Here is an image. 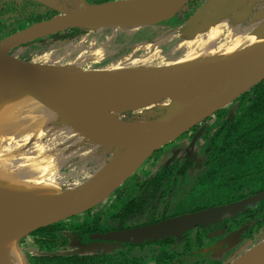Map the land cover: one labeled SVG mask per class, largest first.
<instances>
[{"label":"bare ground","instance_id":"1","mask_svg":"<svg viewBox=\"0 0 264 264\" xmlns=\"http://www.w3.org/2000/svg\"><path fill=\"white\" fill-rule=\"evenodd\" d=\"M69 1L84 5L83 0ZM185 1L156 0L122 7L81 26L97 33L106 28L113 29L112 33H137L174 14ZM263 42L255 37L243 49L239 36L213 29L188 40L171 34L164 43L170 46L163 55L167 60L156 66L152 64L153 51L128 54L91 72H78L76 66L68 64L76 69L72 82L59 80L64 71L31 69L32 77L57 85L68 94L66 107L22 89L0 90V264H27L18 248L20 238L93 208L109 186L140 162L146 148L161 142L156 123L146 126L136 119L121 121L122 115L156 103L163 96L186 102L208 83L196 79L199 71L223 72ZM88 88L92 90L88 92ZM49 143L66 145L67 151H78V156L112 145L131 149L82 185L67 188L61 178L63 161L59 152L47 147ZM233 264H264V245L247 251Z\"/></svg>","mask_w":264,"mask_h":264},{"label":"flooded vegetation","instance_id":"2","mask_svg":"<svg viewBox=\"0 0 264 264\" xmlns=\"http://www.w3.org/2000/svg\"><path fill=\"white\" fill-rule=\"evenodd\" d=\"M202 1L203 0H193V2H190L189 8H187L189 11L185 12V15L183 14L177 15L174 21L178 20L179 22H181V25H183L185 21L191 17L192 13L196 11V8L200 5ZM41 14L44 15L41 17L40 16ZM38 15L40 16L39 20L35 19V17ZM57 15H59V13L55 12L53 9L51 10L49 7H46L44 6V4L36 1L2 0L0 1V41L5 39L6 37H9L29 27H32L35 24L44 22L45 20L46 21L50 20L56 17ZM173 19H171V21ZM68 31H70L68 35H70L71 33L73 34V29H69ZM52 36L53 35L44 38L45 40L43 39L36 40L29 44L17 47L16 49L13 50V52L21 50L22 48L24 49L25 47L38 46L39 49L43 45L45 46L47 44L50 45V42L52 43L53 40H55L54 38H59ZM46 42L48 43L45 44ZM53 53H55V51L46 52L42 55H36L35 60L41 61L46 57L52 55L54 56ZM41 56L42 58H40ZM255 87H258L256 89V92L258 93L253 91ZM254 100L255 102H257V106H252L251 103L254 102ZM250 106L252 107L246 108ZM256 116H261L264 118V80L261 81L259 84L255 85L246 93L240 95L238 98H236L231 103H229L226 107L216 111L211 116L207 117L202 122L189 129L188 132H186L185 134L183 133L179 140L170 144L171 146L168 145L167 148H164L163 150L157 152L156 158L152 160L153 164L150 166L149 170H147V173L150 174L147 175L145 178H137L132 183V185H134V188L136 189H134L132 186L129 187L126 186V183L131 178L135 177L136 174H134L126 181L123 189L118 190L117 192L118 195L114 198V200L110 204H107L105 211L103 210L95 211L96 208L95 209L93 208L84 214L74 216L72 219H70V221H68V225L66 229L67 231L64 230L61 236H59V239H57V242H55V246L58 248L57 251H61V252L63 251V253L68 252L69 250H64V249H66V246L69 243L71 245V243L75 241H73L72 239L71 242V240L69 238H66L65 235L73 234L77 237L76 241H78L79 238H82L79 235L82 234V231H80L79 229L75 230V225L83 226L86 225V223H89L91 227L99 226V229H102L103 232H97L95 234H92L91 241L90 242L85 241L87 242L86 244L88 245L87 248L93 247L91 251H88L90 254L94 252H101L99 254H92L91 257H88L85 260L87 263L136 264L129 261L117 260L115 256H118L122 259L125 258L130 259L131 255L137 256L136 254L138 252L140 253L141 250L153 251L154 248L158 249L160 256L161 251L159 250V247L155 244H147L146 241L143 243L144 244L143 246H139L136 248H130V247L120 248L121 246L119 247V245H122L120 243L109 242L101 239H94V236L98 234L105 235L110 232L130 230L151 224H157L166 221L168 219L179 217L185 214L196 213L214 207L228 205L244 200L241 199L239 201L230 202L221 199L218 200L215 203L216 205L214 206L201 210H196L197 205L200 204L198 203L199 201H196L198 198L197 194L202 190L201 189L202 184L199 183L198 185H195L194 183H195V178H205L204 174H205V164L208 158V153H207L209 148L208 145H210L213 139H215V135H217L218 133H225V132H230L229 136L238 135L239 138L242 139L236 141L235 136L231 138L235 144L231 147V149H228V153L225 157L233 156L237 151H241V150H243V154L239 152V155H237L236 158L234 157L235 158L234 160H230V161L228 160L232 157L227 159L223 157L221 159V162L215 165L213 169L212 178H220L219 172H220V168H223V163L226 162L229 168L231 169L230 167L232 166L231 162L235 161L238 163L236 164L235 170L237 169L240 174L232 173V176L231 177L227 176V178H240L239 176L238 177L235 176V175H240L242 178H262L264 180V146L262 145L254 146V148L252 146L253 142H257V141L260 142L259 138L257 137L258 126H253L254 124L253 118H255ZM262 137H264V134ZM261 142L264 143V140L261 139ZM246 157H248V159H246ZM184 168H186L184 172L179 174ZM162 172L167 173L168 176H166V178H185L183 180H186V178H188L192 182L194 188L196 187L195 188L196 193L193 192L194 195H191L190 197L191 201H189L188 203L190 205L188 210L182 209L176 212L175 210H172L170 207L171 204L170 201L175 191L174 188L176 187V185H174L175 183L173 184L174 186L172 185L173 190H168V193L165 194L167 196H165V198L163 199L156 198L157 194H153L152 197L145 200L140 198L141 195L151 196L150 191L141 192V190L138 189L140 187V184L146 182L149 179L155 178L158 175V173H162ZM260 189L262 190L261 185H258L256 186L255 191L256 190L260 191ZM136 190H138L139 193L137 195H134ZM262 192H264V190ZM262 192H259L257 194H260ZM163 194L164 193L160 192V197ZM160 201L161 203H163V206H165L166 208L163 209L164 212L162 214L158 213L157 217L164 215L166 216L164 219L160 221H155L156 212H157L156 209L158 208L157 205L160 204ZM129 202H131V207L128 206ZM135 208H139V209H135ZM219 223L223 225L226 231L224 230V232L222 231L219 233L215 231L209 234L207 237L208 238L211 237L212 239H214L213 237H215L217 234H226L229 235L228 239L229 237H232V239L231 238L230 239L233 242V244L229 243L230 239L226 241V239L224 240L219 237L217 238L216 242L214 241L209 242V240L206 239L207 237H205L203 240H201L199 244L197 241V236L195 231L197 228L204 229L205 227L198 226L192 229L191 231L185 233V234L189 233L187 237L183 238V236L185 235L183 234L180 237H176L178 238L177 240H173L174 241L173 243L175 244L177 250L179 251V255H176L174 259H169V258L165 259L163 260V262H161V264H186L190 259H193V261L197 259L196 260L197 262L195 264H201L202 259H204L205 257L210 262L208 264H226V258L234 255L233 253L229 255L228 254L229 250L235 249L234 251L236 250L238 251V250H242L243 247H247V246L252 247V243L248 241L250 235L245 233L248 231V229H250V223L246 225L245 224L242 225L243 221L235 220V217H232L226 219L225 221L223 220L220 222L210 224L209 226ZM243 227L245 231L244 235L236 238V235L233 234L232 230H240L243 229ZM73 231H76L77 234H74ZM39 239H41L40 241L41 243L38 244L37 246H39L41 249L40 254H43L47 252L46 248H48L46 244H43L46 238L40 236ZM29 240H30L29 238L25 239L23 241L24 244H27V246H29L28 244L31 241ZM218 242L221 244L223 243L226 246L217 249ZM234 242H237V244H234ZM195 243H198V245H196ZM245 243L246 246H243ZM100 244L102 245L107 244L108 247L103 248L102 250L99 249L95 250L98 248V245ZM125 244H129V243H125ZM192 244H195V246L192 247ZM170 252H172V250H170ZM158 261H160L159 257H158ZM34 263L33 261H31V264Z\"/></svg>","mask_w":264,"mask_h":264},{"label":"water","instance_id":"3","mask_svg":"<svg viewBox=\"0 0 264 264\" xmlns=\"http://www.w3.org/2000/svg\"><path fill=\"white\" fill-rule=\"evenodd\" d=\"M30 1H36L44 4V6L54 8L59 13V15L50 20L35 24L32 27H29L14 35L6 37L5 39L0 41V90L22 89L28 94L34 97L41 98L42 100H47L53 105H60L66 107L68 106L65 103L68 96L67 93H65L57 85L45 82L29 75L27 72L24 71V69L31 67L32 63H27L15 57L13 58L10 53L13 52V50L17 47L29 44L36 40L44 39L48 36L55 35L57 33L65 32L69 29L79 28L85 31L90 30L81 26V24L88 20L100 18L104 16L105 13L107 14L113 10H117L122 7L143 5L150 2H155L156 0H118L99 5H91L86 0H83L84 5L82 7H79L77 4H75V2L71 3L69 0H54V3L52 4L50 2H47L46 0ZM192 1L193 0H187L183 2L168 20H164L160 23L167 22L175 18L177 15L182 14V12L189 8V4ZM57 5L61 6V8H63L64 10ZM203 13L204 12L195 13V16H191L188 20L185 21L183 25L179 27L181 36L183 38H195L198 33L201 32V30L206 28V26H209V23L212 18H215L216 16H221V14H223V10L217 9L214 12L215 14L208 13L207 15ZM258 39L264 40V31L261 32ZM50 63L53 65L57 64L53 63V61ZM39 65L43 64L40 63ZM202 71H199L196 79L204 80L205 82L208 81V83L200 92H198V94H196V96L192 97L186 102L172 101L170 103V106L166 109L167 112L155 122L149 123L148 119H142L138 116L130 118L136 119L148 125L156 123L157 132L161 138V142L155 143L146 148L145 152L141 156L140 162L135 165L134 168H131V171L128 175L122 176L118 179L115 184L109 186L108 189L102 194L100 200L93 207H96L101 202H103L112 192L116 191L126 180L133 176L148 156H151L155 151L161 149L162 147L170 143L172 140L180 137L181 134L188 131L195 125L199 124L216 111L226 107L229 103L238 98L240 95L246 93L255 85L263 81L264 42L255 51H252L241 60L235 61L230 66H227V68L223 70V72H218L219 75H217L218 73H213L209 77H205L208 79H202L199 78ZM65 95L66 98L63 99ZM154 107L155 105H151L150 107L145 108V110L151 108L150 111H152V113H154V111L158 109V111L160 112H163L164 110L163 108ZM131 113L132 112L126 114ZM120 120L126 121L124 119ZM108 147L115 148L118 150L124 149L126 150V153L131 149L129 147ZM126 153L124 155H126ZM263 200L264 192L236 203L218 206L196 213L185 214L157 224H151L130 230L110 232L105 235L98 234L94 236V239H101L120 244H140L146 241H159L168 237H180L198 226L206 228L210 224L220 222L232 217H236L239 214L245 212L247 207L253 206ZM87 211H84L77 215L84 214ZM72 217L74 216L64 218L52 224L41 226L39 228H36L35 230L68 220ZM33 231H31L27 236H29ZM27 236H24L19 239L18 248L23 252L24 256L26 257L27 264H30L25 250L21 246V241ZM261 244L264 245V242L260 243L259 246H261ZM259 246L253 248H257ZM91 250L92 249L90 247H85L80 251H82V253H86ZM236 260L237 258L229 264H233L234 262H236Z\"/></svg>","mask_w":264,"mask_h":264},{"label":"rangeland","instance_id":"4","mask_svg":"<svg viewBox=\"0 0 264 264\" xmlns=\"http://www.w3.org/2000/svg\"><path fill=\"white\" fill-rule=\"evenodd\" d=\"M46 1L50 2L51 4L54 3V0ZM59 7L61 8V6ZM217 9L223 10V14H221V16H216L215 18H212L209 23V26H206V28L201 30V32H199L195 38L204 35L206 32L213 29H223L225 34L227 35L234 33L235 35L239 36V44L241 48L245 49L247 45H249L250 41H252L255 37L258 38L261 32L264 31V0H203L191 16H195V13L200 12H204L203 14L207 15L208 13L215 14L214 12ZM187 11L189 10L186 9L184 12H182V14L185 15V12ZM172 15H170L164 20H168ZM175 18L172 21L169 20L163 23L159 22L158 24L152 27L145 28L137 33H112L113 29L110 28L104 30L103 33L100 32L101 34L99 32L97 33L96 31L94 32L91 30H87L85 31V34L77 38L76 41H63L55 43L52 47L47 46V48H50L47 50L48 52L55 51V53H53L54 56L52 55L46 57L41 61H36L35 56L44 54L43 48L45 47V45H43L39 49L38 46L25 47L24 49L22 48L21 50L11 52L10 55H12L13 58L15 57L27 63H32L31 67L24 69V71L30 75H33L32 71L29 72L31 69H42L45 72H49L50 70L64 71V73L60 76L59 80L62 79L61 81L65 82H72V80L76 78L75 76H73V73L76 72V69L73 67L66 66L68 64L76 66L79 70L78 72H91L96 69L102 68L109 63L119 62L124 59L128 54H143L154 51L155 53L152 60V64L156 66L160 63H164L167 60L163 57V55H165L168 52V49H170V46H164V43L168 40V36H171V34H177L178 40H188L185 37L183 38L181 36L179 30L181 22H179L178 20L174 21ZM251 37L252 40L249 41ZM47 43L48 42H46L45 44ZM93 51L98 52L99 54H87ZM77 54H83L85 56L83 58L72 57L73 55ZM142 54H139V56ZM40 58H42V56ZM52 61L53 63H57L59 65L56 67L55 65L50 63ZM40 63H42L43 65H39ZM209 73V71L203 70L199 78L203 79V77L205 78L209 75ZM95 85L96 83L93 84V86ZM82 89L83 87H81V90ZM87 90H89L88 92H90V90L92 89L88 88ZM172 101V97L170 99V97L168 96H163L161 97V99H159L158 102L148 104L142 108H138L135 112H132L131 114H125L120 119L128 120L131 117L138 116L142 119H148L149 123L155 122L167 112L166 109L170 106V103ZM151 105H155L154 108H163L164 110L163 112H160L158 111V109L155 110L154 113L150 111V109L153 107L145 110V108L150 107ZM141 123L144 124L143 122ZM144 125L148 126V124ZM186 132H184V134ZM180 137L172 140L170 143H168L161 149L155 151L151 156H148L143 162V164L136 171L135 177L131 178L127 183L126 180L116 191L112 192L103 202H101L96 207H93L94 209L96 208L95 211H105L107 204H110L114 200V198L118 195V190H122L125 183L127 187L132 186L134 188V185H132V183L137 178H145L147 175H149L150 173H147V170H149L150 166L153 164L152 160L156 158L157 152L163 150L164 148H167L168 145L179 140ZM65 146L60 145L58 143L47 144V147L49 149H54L60 154L59 158L63 161L61 178L64 181L65 187L67 188L71 185H73L74 187L82 185L84 182L88 181L89 177L98 172L102 167H104V165L112 161V159L116 158L119 155H122L123 153H126V150L124 149L123 151L115 148H109L107 146L108 148H97L90 152L89 155L78 156V151L69 152L67 151L68 147ZM112 146L119 147L118 145ZM120 147L124 146L121 145ZM175 188L176 190L174 191L173 197L170 201L171 209L175 210L176 212L182 209L188 210L190 207L188 203L189 201H191L190 197L191 195H194V186L192 182L187 178L186 180L180 181ZM138 193L139 191L136 190L134 195H137ZM197 195L198 198L196 201L205 203L206 200H209L206 194H204L203 190L200 191ZM23 244L24 242L22 243V245ZM28 245L29 246H27V244H24L22 246L24 250L33 249L32 245ZM259 245L260 243L252 247L247 246L244 247L242 250L238 251H234L235 249L229 250L228 254L231 255L233 253L234 255L226 258V264L231 263L236 258L251 250L253 247ZM107 247V244H100L95 250H102L103 248ZM90 248L93 249V247ZM136 255L137 256L131 255L130 259L125 258L126 260L118 256H115V258L117 260L129 261L136 264H161V261H158L159 251L157 248H154L153 251L141 250L140 253L138 252ZM196 260L193 261V259H190L186 264H195L197 262Z\"/></svg>","mask_w":264,"mask_h":264},{"label":"trees","instance_id":"5","mask_svg":"<svg viewBox=\"0 0 264 264\" xmlns=\"http://www.w3.org/2000/svg\"><path fill=\"white\" fill-rule=\"evenodd\" d=\"M86 1L91 5H99V4H104V3H108L111 1H118V0H86ZM50 9L51 10L53 9L55 12H57L54 8H50ZM43 15L41 14L40 16L42 17ZM40 16L39 15L36 16L35 19L39 20ZM69 32L70 31L67 30L65 32H61V33H57L53 35L52 37H59V38H54L55 39L53 40L54 43L50 42V45L47 44L44 47L45 49L43 48V52L44 53L48 52L47 50L50 48H47V46L52 47L55 43H59L63 41H74V40H77V38H79L80 35L85 34V30H82L79 28L73 29V34L71 33L70 35H68ZM257 88L258 87H255L253 91L256 92ZM251 104L252 106H257V102H255V100ZM252 106L246 107V108H251ZM253 123H254L253 126H258V130H257L258 136L257 137L259 138L260 142L258 141L253 142L252 146L253 148L254 146H260V145L264 146V143L261 142V139L264 140V137H262L264 134V118L261 116H256L255 118H253ZM229 134L230 132L218 133L217 135H215V139H213L212 143L208 145L209 146L208 151H207L208 158L205 164V174H204L205 178H195L194 184L195 185H198L199 183L202 184V188L201 186L200 188L204 191V194H206L209 200H206L205 203L198 202L200 204L197 205L196 210H201V209L214 206L216 205L215 203L221 199H224L225 201L227 200L230 202L239 201L251 195L254 196V194H257L264 190V182H262L264 180L262 178H242L240 175H235L237 177L239 176L240 178H227V176L231 177L232 173L240 174L237 169L235 170L236 164H238L235 161L231 162V165H232L230 166L231 169L229 168L226 162L223 163V168H220V172H219L220 178H212L213 169L215 165L221 162V159L223 157L225 159L232 157L228 160L230 161V160H234L236 156L239 155V152L243 154V150H241V151H237L233 156L225 157L228 153V149H231V147L235 144L231 139L235 135L229 136ZM235 137H236V141L242 140L239 138L238 135H236ZM246 159H248V157H246ZM185 169L186 168H184L179 174L183 173ZM166 176H168L166 172L158 173V175L155 178L149 179L146 182L141 183L138 189H140L141 192L150 191L151 196L141 195L142 197L140 196V198L145 200V199L152 197L153 194H157L156 198L163 199L165 198V196H167L165 194L168 193V190H173L174 185H177L181 180L185 179V178H166ZM253 184L255 187L253 186ZM258 185H261L262 190L260 189V191L259 190L255 191V188ZM195 188H194V193H196ZM174 189L176 190V188ZM160 192L164 193L161 197H160ZM161 201H160V204L157 205L158 208L156 209L157 212H156L155 221H160L164 219L166 216L164 215V216L157 217L158 213L162 214L164 212L163 209L166 208L165 206H163V203H161ZM128 206L131 207V202H129ZM135 209H139V208H135ZM70 219L44 227V228L37 229L33 231L29 236L26 235L27 237H25L21 241V246H23L22 243L25 239L29 238L31 240V241L29 240L30 241L29 244L32 245L33 249L25 250V253L28 257L30 264H31V261H33V263L35 262L34 264H89L85 261L88 257H91L92 254L101 253V252H94L90 254L89 252L82 253V251H80L81 249L88 246L86 243L91 241L92 234H95L97 232H103L102 229H99V226L91 227L89 223H86V225H83V226L75 225V230L79 229L80 231H82V234H79L80 237L82 238H79L78 241H76L77 237L73 234L65 235V237L69 238L71 242H72V239L73 241H75V242H72L71 245L69 242H68L69 244L67 243L68 245L66 246V249L64 250H69L68 252L63 253V251L62 252L57 251L58 248L55 246V242H57V239H59V236H61L63 231L67 229L68 221H70ZM235 220L243 221L242 225L244 224L246 225L250 223V229H248L247 232L244 231L245 226L243 227V229H240V230H232L233 234L236 235V238L243 236L245 232L246 234L250 235L248 241L252 243V246H255L264 241V200L253 206L247 207L245 212L235 217ZM224 230L225 229L221 223L211 225L208 228H204V229L197 228L195 231L196 236H197V241L200 244L201 240H203L209 234L215 231H217L218 233L222 231L224 232ZM73 233L77 234L76 231H73ZM188 234H185L183 238L187 237ZM40 236L41 237L43 236L46 238L43 244H46V246L48 247L46 248L47 252L43 254H40L41 249L39 246H37L38 244L41 243L40 242L41 239H39ZM228 236L229 235H226V234H217L215 237H213L214 239H212L211 237L210 238L207 237L206 239L209 240V242H213V241L216 242L218 237L224 240L226 239V241H228L230 238L232 239V237H229L228 239ZM177 239L178 238L176 237H168V238H165L159 241H147L146 243L155 244L159 247V250L161 251L159 260L163 262V260L165 259H168V258L174 259L176 255H179V251L177 250V247L173 243L174 242L173 240H177ZM231 239L229 243L233 244ZM198 243H195V244L198 245ZM195 244H192V247H194ZM234 244H237V242H234ZM143 245H144L143 243L135 244V245L122 244V245H119V247L121 246L120 248H124V247L136 248V247L143 246ZM224 246L226 245L218 242L217 249L222 248ZM243 246H246V243ZM170 250H172V252H170ZM208 263L210 262L206 259V257L202 259L201 264H208Z\"/></svg>","mask_w":264,"mask_h":264}]
</instances>
